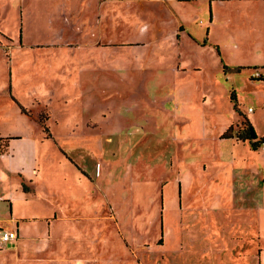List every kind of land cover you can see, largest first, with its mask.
Returning a JSON list of instances; mask_svg holds the SVG:
<instances>
[{"label":"rangeland","instance_id":"374dc122","mask_svg":"<svg viewBox=\"0 0 264 264\" xmlns=\"http://www.w3.org/2000/svg\"><path fill=\"white\" fill-rule=\"evenodd\" d=\"M116 1L108 14L122 12V22L103 39L140 42L97 50L95 66L49 54L53 67L61 64L55 96L21 91L20 105L0 83V136H40L33 143L40 191L64 198L57 208L63 218L50 226L51 236L62 238L38 260L264 264V152L235 136L244 119L264 135V80L249 77L264 73V7L248 0ZM55 3L0 0L4 51L7 35L19 31L26 42L56 37ZM180 21L187 30L175 37ZM5 58L0 51V66ZM229 126L234 137H221ZM48 205L15 202L26 215L53 217ZM8 214L0 201V219L10 222Z\"/></svg>","mask_w":264,"mask_h":264},{"label":"crops","instance_id":"0c3cea01","mask_svg":"<svg viewBox=\"0 0 264 264\" xmlns=\"http://www.w3.org/2000/svg\"><path fill=\"white\" fill-rule=\"evenodd\" d=\"M53 1L57 2L54 4V10H56L61 21V26L56 31V37L49 39L47 36V39L43 41L26 42L19 31L18 37L12 38L7 35L10 41L7 51H4V47L0 46V51H3L7 58H5V62L0 66V83H3L1 90H7L10 96L14 97V101L20 105H23L20 100V96H22L20 94L21 91L30 93L33 92L34 88H37V90L39 89L41 92H47L48 95H57V85L53 86L52 80L57 79V70L61 64L56 63V67H53L54 64L50 61L53 57H49V54L59 59L60 56L58 52L61 51V53H66L71 56L72 59H77V64L95 66L98 61L97 50L110 46L111 48L116 46H130V44L136 41L140 42L141 40L134 39L122 41V39H120L118 41H120L121 45H116V42H118L116 40L115 42H108L103 39L105 36L104 34L108 32V28L116 25V23H121V19L124 16L120 10V14L117 16L113 13L108 14V3L113 0H74L73 4H71L72 11L67 10L70 7V5L67 4V0ZM122 1L120 0L121 5L124 7L126 2ZM236 1L240 2V0ZM248 1H252L251 3H254L252 5H258L259 3L264 7V0ZM224 2L222 1V4H224ZM113 6H115V4H113ZM55 7L57 8L55 9ZM209 8L211 10V5ZM175 9H177V7H175ZM147 29L139 30V32H145ZM186 30L187 28H185L183 22L180 21L175 32V37H180V34ZM2 33L4 32L0 31V34ZM5 35L6 33L2 34V37H5ZM144 41L146 44L153 42V40L150 41V39H145ZM103 55L105 59H110L111 57L109 54L108 56L110 57H108L106 53ZM113 62L114 61H112V63ZM74 64H76V62H74ZM121 66L122 65H119L117 68L122 69L120 68ZM94 70H96V67H94ZM255 72H259L260 76H264L263 72L253 70L252 73H250V79L257 80L256 78L258 76H256ZM79 86L82 88L83 84L80 83ZM32 96L36 97L37 94H33ZM235 101L237 102V98ZM37 118L40 123L39 116ZM46 125L42 127L48 130ZM51 136L52 135H48V137ZM12 137L13 138L9 142L8 150L0 153V201L7 204L9 208L8 216L10 219V222H4L0 219V229L16 230L18 235L17 239L19 238V241L17 244H15L17 242L16 240L14 243L0 247V264H41L38 259L48 254L47 249L50 248L51 241L57 237L59 240L62 238V235L51 236L50 226H52V224H57L60 218H63V215L57 213V208L59 206L58 202L61 198L64 201V198L63 196L54 195V199H52L50 194H43L40 191L42 180L41 164L35 159V155H33V143L35 140L40 139V136L35 138L25 134H14ZM241 142L244 141L241 140ZM249 150L253 149L249 148ZM34 164L37 166L35 167ZM258 178L262 181V188L264 189V170ZM7 180L12 182L15 193L18 189L21 191L18 197H16L15 193L10 191V188H6ZM23 184L25 188H23ZM46 188L48 193L49 188L47 186ZM56 191L58 194L60 193L59 189ZM33 199H41L47 205L49 204L48 207H52L54 210L53 217L47 214L40 215L34 213L26 215L24 212L22 213L19 211L18 208H15L16 201H22L25 205H29L33 203ZM54 200L57 201L56 204ZM254 200H256L255 195L251 201ZM63 203L64 202L61 204V209L63 208ZM69 217L77 219L75 215H70ZM255 234L261 237L258 229L255 231L254 235ZM260 250L261 248L259 251Z\"/></svg>","mask_w":264,"mask_h":264},{"label":"trees","instance_id":"16d2710c","mask_svg":"<svg viewBox=\"0 0 264 264\" xmlns=\"http://www.w3.org/2000/svg\"><path fill=\"white\" fill-rule=\"evenodd\" d=\"M238 69L239 68H237L235 70L238 71ZM256 79L257 80H264V76L263 75L258 76ZM230 99H232V100L234 99V97L232 96V93H231ZM234 103H236L235 99H234ZM20 108L22 111L24 110V108L22 106H20ZM230 130H231V126H229L225 130V132L222 134L221 137H224V138L232 137L233 135L228 133ZM44 131H46L45 127H44ZM235 136L239 140H243V141L248 140L253 149H256L257 147H259V145L262 142H264V135L261 137H258L253 126L246 119H244V121H243V126H242L241 130H239L235 134ZM12 138H13L12 136H0V153H3V152L8 150L9 142ZM263 181H264V178H263ZM23 188H25L24 184H23Z\"/></svg>","mask_w":264,"mask_h":264},{"label":"built area","instance_id":"2783aa9c","mask_svg":"<svg viewBox=\"0 0 264 264\" xmlns=\"http://www.w3.org/2000/svg\"><path fill=\"white\" fill-rule=\"evenodd\" d=\"M256 76H260L259 72H255ZM259 148L264 152V142L259 145ZM16 230L0 229V247L14 243L17 240Z\"/></svg>","mask_w":264,"mask_h":264}]
</instances>
